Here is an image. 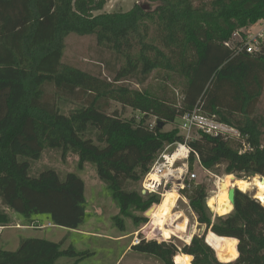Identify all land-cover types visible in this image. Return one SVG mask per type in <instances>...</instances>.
Instances as JSON below:
<instances>
[{
  "label": "trees",
  "instance_id": "1",
  "mask_svg": "<svg viewBox=\"0 0 264 264\" xmlns=\"http://www.w3.org/2000/svg\"><path fill=\"white\" fill-rule=\"evenodd\" d=\"M148 1L154 9L135 4L128 12L95 15L106 0H0V200L6 208L0 207L1 227L13 224L10 213L29 224L46 216L53 226L68 230L85 223L86 184L78 175L61 180L48 170L33 178L30 163L21 161H36L46 149H60L63 158L69 152L78 155L80 169L87 163L96 166L120 209L112 217L120 232H127V219L140 230L150 222L145 213L160 205L161 197L129 191L127 184L144 180L168 146L185 141L179 128L165 129L194 111L237 129L247 148L199 133L188 143L191 170L196 153L208 171L224 166L226 175L239 180L264 178V115L258 110L264 92V44L250 54L233 40L242 28L264 21V0ZM71 36L93 37L110 54L106 66L115 83L144 86L153 75H162L161 70L166 78H184L182 105L166 107L147 92L135 97L130 88H112V82L66 62ZM47 87L54 89L53 97ZM122 96L139 118L108 113L111 102ZM61 100L80 106L65 115L57 104ZM190 183L183 194L205 233L179 247L145 239L141 232L132 251L164 264H174L179 254L194 257L192 264H264V206L259 200L236 190L233 211L215 216L207 186ZM64 244L27 238L15 252L0 249V264H57L62 259L81 264L95 256L74 245L64 249Z\"/></svg>",
  "mask_w": 264,
  "mask_h": 264
},
{
  "label": "rangeland",
  "instance_id": "2",
  "mask_svg": "<svg viewBox=\"0 0 264 264\" xmlns=\"http://www.w3.org/2000/svg\"><path fill=\"white\" fill-rule=\"evenodd\" d=\"M204 1L205 4H210L213 2V0ZM106 2L107 3L103 11L96 12L95 15L103 12H128L135 6V4L148 6L152 9L155 8V5L149 3L148 0H106ZM263 23L264 21L261 20L254 25L242 28L240 35L236 36L237 42H251V40L257 34H259ZM110 58L111 56L109 53L105 51L103 52L97 47L96 41L93 37L79 38L76 36H71L67 41L65 61L81 68L84 71H88L96 76H99L102 78V80L112 82V88H130L131 91L134 92L133 94L135 97V93L147 92L154 101L159 102L166 107H180L182 105L185 92L187 90V84L184 78H181L178 75H173V77L166 78V71L161 70L162 75H153L144 86H140L137 82L130 83L129 81L115 83L113 82V77L109 74L106 66V61ZM47 90L49 96L53 97L55 93L54 89L47 87ZM125 100L126 97L122 96L120 101H112L111 108L108 113L112 114L113 112L118 111L123 118H131L135 116L139 118V112H136L131 107L123 104ZM57 104L61 113L65 115H69L80 106L79 103L65 100H61L60 102L58 101ZM258 110L261 115H264V92L258 104ZM155 121L156 118H153L152 122L155 123ZM178 125L179 119L175 124L168 125L165 130H173L178 128ZM198 135V133L194 132V139L199 138ZM229 140H231L230 142H232L234 147H237V145L241 143L243 144V142H241V136ZM244 148L246 149L247 147L244 145ZM21 161H28L30 163L29 175L33 178L38 177L41 173L48 170L57 172L61 180H65L66 176L70 173L78 175L86 184V198L89 202L88 204L90 205L87 223L83 224L84 231L108 236L110 235L112 237H117L121 234L120 230L116 227L112 220V217L119 214L120 209L112 201L107 189V185L100 180L96 166L94 164L87 163L83 169H80L78 155L73 152H69L66 158H63V152L60 149H46L43 152L42 157L36 161L30 159H21ZM191 173H196L197 178L190 184L193 186L205 184V186H207L209 196L208 206L211 208V210L217 212L220 208V195L222 193L221 190L224 188L225 182L227 181L226 179L228 177V175L225 174V167L220 166L208 171L204 169L199 162L194 160L193 170ZM229 176H232V178L235 177V179H237L235 175ZM256 177L263 178L261 176ZM256 177H251L244 180L252 181ZM188 182L189 181L187 180L186 185ZM142 184L143 180L139 183H128L126 189L129 191L136 190L141 193L143 188ZM244 193L249 194L256 200H259L257 198V189ZM176 196L177 197L175 201L173 199H166L165 201L162 200L163 198L161 197L160 205L153 206L145 213V217L149 218L150 220V222L146 225H143L141 227L142 230H140V233L142 232L141 234H143L142 236H144L145 239H149V237H151V239L154 237L162 239L161 237L163 232L161 229H158V224H160V221L163 222L169 217L176 218L181 214L187 216L191 224L189 225L188 231L189 242L191 241L193 234H195V232H192L194 229L196 230V235H202L205 233L206 228L200 227L199 223L197 222V217L190 208L188 195L180 193ZM0 207H5L3 204H1V200ZM161 208H163L162 211H160ZM12 215L14 219L13 224L4 228L2 237L0 238V248L9 251L18 250L21 240L24 238L49 239L54 236L57 238L55 242H61L59 240L66 237L68 244L64 245V249L68 248L71 244L74 245L78 251L90 250L95 252V256L84 261V264H116L120 256L126 251L128 245H130L131 241L133 242L135 237L130 236L124 241L115 242L98 235L89 237L84 234H72L68 231L59 229L60 227H48L47 225L50 221L46 216L38 217L40 221L34 223L35 227L37 228H34L33 230L21 229L22 226H32L34 224H29L17 214ZM156 215H158L157 218H155ZM214 215L216 216V214ZM217 216L220 215L218 214ZM155 222L157 224H155ZM126 224V233H132L134 230L132 221L127 219ZM151 224H155V226L152 227ZM17 225H19L20 228H18ZM166 227L168 228L167 225ZM165 238L168 243L176 244L179 247L189 243H186L185 239L183 240L173 234H170ZM65 261L68 260L63 259L59 261L58 264H64ZM142 262H144V264H164L159 258L155 256L142 254L135 251H132L128 255L126 253L119 264H142Z\"/></svg>",
  "mask_w": 264,
  "mask_h": 264
},
{
  "label": "built area",
  "instance_id": "3",
  "mask_svg": "<svg viewBox=\"0 0 264 264\" xmlns=\"http://www.w3.org/2000/svg\"><path fill=\"white\" fill-rule=\"evenodd\" d=\"M240 33H236L233 36V40H236V36ZM242 49H246L248 53L254 54L260 50V47L264 44V23L262 28L251 42H240ZM226 46L231 47V43H227ZM178 128L181 131V135L185 138L183 143H176L168 146L156 159L151 166L150 172L145 176L142 184V192L145 195H159L164 200L165 196L171 194L174 190L180 194L186 189V182H192L197 178L196 173H191V155L192 150L189 147V142L194 139V132L204 133L210 136H223L226 139H234L240 137V132L222 122L206 117L200 113V111H194L193 113L185 114L179 118ZM196 162L200 163L198 154L195 153ZM151 175L157 177V181L151 180ZM264 206V202L261 201ZM19 227V226H18ZM51 227V225H50ZM4 227L0 226V238L2 237ZM162 239L154 237L159 241L167 242L166 238L162 234ZM137 241H139L137 243ZM139 234L133 239V245L140 244Z\"/></svg>",
  "mask_w": 264,
  "mask_h": 264
},
{
  "label": "bare ground",
  "instance_id": "4",
  "mask_svg": "<svg viewBox=\"0 0 264 264\" xmlns=\"http://www.w3.org/2000/svg\"><path fill=\"white\" fill-rule=\"evenodd\" d=\"M150 177L152 181H157V177L155 175H151ZM226 180L227 181L225 182L224 188L221 190L222 193L220 195V208L216 212L220 216L227 215L231 213L233 210V207L230 204L229 196H228L229 190L232 187H236L242 192H247L250 190L257 189V192H258L257 198L261 200L259 185L264 184L261 178L256 177L252 181H248L244 179L243 180H239V179L233 180L232 176H228ZM257 180L259 181V183H257ZM242 185H246L247 187L242 188ZM176 195H178V193L174 190L171 194L166 195L164 200L166 201V199H173L175 201L177 197ZM222 198H224L223 201H222ZM166 225L168 226V228L166 227ZM189 225L191 224H190L188 217L181 214V215H178L176 218L169 217V218H166V220H164L163 222L161 221V223L158 224V227H159L158 229L162 230L164 237H167L170 234H173L183 240L185 239L186 242H189L188 240ZM177 256L181 257V264H184L182 257L185 255L182 254V255H177ZM188 264H190V261L188 262Z\"/></svg>",
  "mask_w": 264,
  "mask_h": 264
},
{
  "label": "crops",
  "instance_id": "5",
  "mask_svg": "<svg viewBox=\"0 0 264 264\" xmlns=\"http://www.w3.org/2000/svg\"><path fill=\"white\" fill-rule=\"evenodd\" d=\"M87 190V189H86ZM85 196H86V191H85ZM86 201H87V216H88V212H89V207H90V205L88 204L89 202H88V200H87V198H86ZM3 209H6L5 207L3 208ZM233 211V210H232ZM7 212H9L10 213V211H8L7 210ZM11 215H12V213H10ZM14 214V213H13ZM230 214V213H229ZM118 215V214H117ZM116 216V215H115ZM12 217H13V215H12ZM14 220V219H13ZM40 220L39 219H37L36 220V222H39ZM85 223H87V217H86V221H85ZM84 223V224H85ZM160 223H161V221H160ZM99 224H101V223H99ZM32 225V224H31ZM50 225H51V227H56V226H53L50 222L48 223V227H50ZM17 226H19V225H17ZM44 227V226H43ZM42 227V228H43ZM18 228H20V226L18 227ZM34 228H37V227H35V224L34 225H32V226H22L21 227V229H30V230H33ZM57 228H59V227H57ZM38 229H39V227H38ZM59 229H61V230H63V231H68L69 233H72V234H74V233H78V234H84V235H87V236H89V237H91V236H94V235H98V236H102V237H104V238H108V240H110V241H115V242H120V241H124V240H126V239H128L130 236H136L137 234H139L140 233V230H142V229H140L139 231H135V230H133L132 231V233H130V234H127V233H122L121 232V234L119 235V236H117V237H112V236H108V235H102V234H99V233H90V232H87V231H84V229H83V225H81L80 226V228L78 229V230H68V229H65V228H59ZM4 230V229H3ZM192 232H195V234H193V236H192V238H191V241H192V239H193V237L196 235V230L194 229ZM191 232V233H192ZM62 238H63V236H62ZM24 239H27V238H24ZM24 239H22V240H24ZM42 239H44V238H42ZM21 240V241H22ZM45 240H48V241H51V242H55V240H57V238L56 237H54V236H52L51 238H49V239H45ZM63 240H65V244L64 245H67L68 244V241H67V238L66 237H64L63 239H60L59 241H63ZM191 241L189 242V243H187V244H190L191 243ZM55 243H59V242H55ZM7 244H9V243H7ZM21 244V243H20ZM71 245V244H70ZM134 245H133V243H132V241H131V243H130V245H128V247H127V249H126V251L120 256V258L118 259V261H117V263L116 264H119L120 263V261L122 260V258L126 255V253H127V255L128 254H130L131 252H132V247H133ZM75 247V246H74ZM1 249V248H0ZM1 250H3V251H8V252H15V251H17V250H15V251H9V250H6V249H1ZM78 251V250H77ZM79 252H81V251H79ZM179 255H182V254H179ZM63 260V259H62ZM61 261V260H60ZM58 263H59V261H58ZM57 263V264H58ZM193 263V259L192 260H190V264H192ZM64 264H70V261H65L64 262ZM81 264H84V262H82ZM142 264H144V262H142ZM174 264H175V261H174Z\"/></svg>",
  "mask_w": 264,
  "mask_h": 264
},
{
  "label": "clouds",
  "instance_id": "6",
  "mask_svg": "<svg viewBox=\"0 0 264 264\" xmlns=\"http://www.w3.org/2000/svg\"><path fill=\"white\" fill-rule=\"evenodd\" d=\"M257 183H259L258 180H257ZM243 187H247V186H246V185H242V188H243ZM259 187H260V199H261L262 201H264V184L259 185ZM223 200H224V198H222V201H223ZM149 239H151V237H149ZM138 242H139V241H137V243H138ZM233 243H235V241H233ZM236 255H237V253L233 250V258H235ZM174 259H175V264H181V257H180V256H177V257H175ZM182 259H183L184 264H188V262H189L190 260L194 259V257H192V256H188V255H185V256L182 257Z\"/></svg>",
  "mask_w": 264,
  "mask_h": 264
},
{
  "label": "water",
  "instance_id": "7",
  "mask_svg": "<svg viewBox=\"0 0 264 264\" xmlns=\"http://www.w3.org/2000/svg\"><path fill=\"white\" fill-rule=\"evenodd\" d=\"M233 180H235V177L232 178ZM262 179V182H264V178H261ZM236 190H238L236 187H232L230 190H229V193H228V196H229V201H230V204L231 206L233 207L234 209V204H235V194H236ZM144 194V193H143ZM212 212L214 214H216V216L218 215L216 212H214L212 210ZM206 242H207V239H206ZM208 244V243H207ZM209 245V244H208Z\"/></svg>",
  "mask_w": 264,
  "mask_h": 264
}]
</instances>
